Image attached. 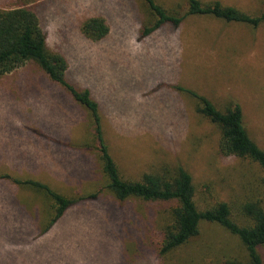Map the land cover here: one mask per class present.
<instances>
[{
  "label": "rangeland",
  "instance_id": "obj_1",
  "mask_svg": "<svg viewBox=\"0 0 264 264\" xmlns=\"http://www.w3.org/2000/svg\"><path fill=\"white\" fill-rule=\"evenodd\" d=\"M25 1L0 0V8ZM154 1L168 10L185 6V0ZM220 1L254 14L264 10V0ZM31 6L39 10L48 48L65 56L68 79L99 102L105 141L122 177L180 165L200 192L211 183L234 213L236 198L256 194L257 166L219 154L216 128L175 87L219 106L226 97L236 99L251 136L264 147V24L253 31L189 16L142 37L148 15L141 0H37ZM94 16L109 27L100 41L78 30ZM86 121L87 111L35 64L0 76V264H215L210 258L234 250L222 229L206 224L198 237L160 255L167 205L119 202L104 189L41 233L50 202L1 177L38 180L68 197L104 188L95 155L82 148Z\"/></svg>",
  "mask_w": 264,
  "mask_h": 264
},
{
  "label": "trees",
  "instance_id": "obj_2",
  "mask_svg": "<svg viewBox=\"0 0 264 264\" xmlns=\"http://www.w3.org/2000/svg\"><path fill=\"white\" fill-rule=\"evenodd\" d=\"M27 0L11 8H0V76L16 72L28 63H33L52 83L60 86L72 100L88 114V137L82 141L84 152L95 155L104 188L79 197H68L34 179H21L3 175L16 185L31 188L48 200L51 210L47 212L41 233L63 216L77 202L96 199L102 190H107L117 201L139 199L167 205V217L158 230V252L167 255L191 239L199 236L201 226L214 225L222 229L233 241L234 250L222 253L215 264H264V147L251 136L245 122L241 104L226 97L221 106L207 96L190 88L177 85L175 88L193 102L194 111L212 124L219 135L217 149L223 156H234L255 164L258 168L256 194L248 192L236 198V210L220 199L211 183L203 185L202 192L193 183L191 174L182 166L166 168L161 173H143L139 179L121 176L115 159L105 141L99 102L88 88H81L68 77V63L60 52L47 46L46 33L42 28L40 13ZM146 6L147 19L142 24L140 36L150 35L163 25L178 27L186 17L208 16L228 23H238L256 30L264 24V10L258 14L244 11L220 0H185L168 10L154 0H141ZM41 5H38L40 8ZM80 34L92 41L104 39L109 27L104 18L89 17L81 22ZM235 208V207H234Z\"/></svg>",
  "mask_w": 264,
  "mask_h": 264
}]
</instances>
